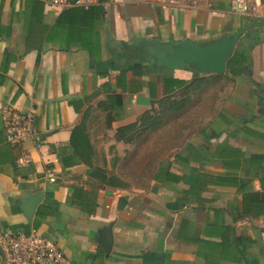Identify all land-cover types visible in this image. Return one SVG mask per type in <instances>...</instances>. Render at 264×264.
Segmentation results:
<instances>
[{
  "label": "crops",
  "instance_id": "crops-1",
  "mask_svg": "<svg viewBox=\"0 0 264 264\" xmlns=\"http://www.w3.org/2000/svg\"><path fill=\"white\" fill-rule=\"evenodd\" d=\"M245 1L247 13L232 11V0H93L89 9L0 0V228L37 229L69 264H264V25L240 37L235 50L246 58L222 78L204 121L153 172L124 165L134 145L115 138L165 94L166 78L198 73L113 63L128 51L111 40L217 38L264 20V0ZM114 95L112 110L98 107ZM6 106L30 116L33 137L7 140ZM82 121L93 166L70 142ZM23 154L28 165L17 162ZM38 192L29 221L22 200ZM110 222L107 253L98 238Z\"/></svg>",
  "mask_w": 264,
  "mask_h": 264
},
{
  "label": "trees",
  "instance_id": "trees-1",
  "mask_svg": "<svg viewBox=\"0 0 264 264\" xmlns=\"http://www.w3.org/2000/svg\"><path fill=\"white\" fill-rule=\"evenodd\" d=\"M81 7L89 9L91 4L87 8ZM244 58L246 52L234 50L227 61L225 74H194L190 80L166 78L165 94L154 100L134 121L116 128V140L134 145L123 164L130 166L133 171L153 172L159 158L161 160L171 152L204 121L210 104L218 99L216 96L218 90L222 89V78L227 76L228 71L235 72V64ZM117 101L118 95H114L100 101L98 107L110 111ZM70 142L74 155L93 166L94 162L90 158L94 147L85 121L73 127ZM102 179L109 184L116 183L113 177L104 176Z\"/></svg>",
  "mask_w": 264,
  "mask_h": 264
},
{
  "label": "water",
  "instance_id": "water-1",
  "mask_svg": "<svg viewBox=\"0 0 264 264\" xmlns=\"http://www.w3.org/2000/svg\"><path fill=\"white\" fill-rule=\"evenodd\" d=\"M264 25V20H258L239 26L236 30L227 32L217 38L208 40L184 39L177 43L159 42L155 40L133 38L132 42L123 45L119 40H111L114 48L121 44L128 54H115L112 62L126 65L128 61L149 62L166 69L188 70L198 74H223L229 58L233 55L240 37L253 27ZM107 62L102 63V67ZM71 96H66L69 98ZM43 192L28 195L22 200V209L30 221L34 211L42 199ZM98 242L109 253L113 245L112 223L99 231Z\"/></svg>",
  "mask_w": 264,
  "mask_h": 264
},
{
  "label": "built area",
  "instance_id": "built-area-1",
  "mask_svg": "<svg viewBox=\"0 0 264 264\" xmlns=\"http://www.w3.org/2000/svg\"><path fill=\"white\" fill-rule=\"evenodd\" d=\"M92 1L51 0V3L62 9L72 6L87 8ZM231 9L234 12L247 13L251 6L245 0H232ZM2 112L9 142L21 143L36 134L30 116L20 113L12 106H6ZM17 162L28 165L31 158L23 154L18 157ZM49 178L54 179V175L49 174ZM0 264H69V262L58 244L35 228L18 234L0 228Z\"/></svg>",
  "mask_w": 264,
  "mask_h": 264
}]
</instances>
